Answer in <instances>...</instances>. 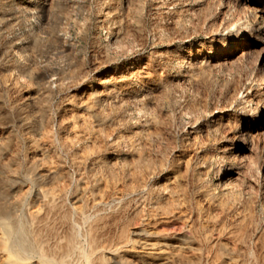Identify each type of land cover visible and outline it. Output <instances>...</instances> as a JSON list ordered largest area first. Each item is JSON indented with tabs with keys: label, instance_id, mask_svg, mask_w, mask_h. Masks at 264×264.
<instances>
[{
	"label": "rangeland",
	"instance_id": "obj_1",
	"mask_svg": "<svg viewBox=\"0 0 264 264\" xmlns=\"http://www.w3.org/2000/svg\"><path fill=\"white\" fill-rule=\"evenodd\" d=\"M226 1L0 0V139L9 138L1 159L15 167L16 153L29 155L26 135L33 133L39 111L25 97L39 89L46 95L41 127L49 160L63 173L55 186L68 222L83 233L94 219L110 218L116 202L99 210L89 205L83 212L69 210L91 179L88 167L78 170L72 162L76 148L63 144L71 112L87 115L80 101L100 97L96 108L105 119L90 118L100 136L89 151L112 167L116 190L127 193L120 215H145L164 191V180L176 176L188 197L185 216L196 230L209 227L207 221L227 231L237 219L246 221L248 247L264 263V30L249 43L225 39L242 4L256 7L254 1ZM258 13L264 25V12ZM138 69L148 76L139 77ZM45 72L54 78L50 84ZM122 77L127 82L120 86ZM219 110L223 118L215 120L212 114ZM223 150L228 154L221 163L232 182L226 190L216 184L215 164L207 174L197 171L202 158ZM20 186L37 204L36 187ZM205 186L212 190L211 203L200 195ZM87 195H81L82 203Z\"/></svg>",
	"mask_w": 264,
	"mask_h": 264
},
{
	"label": "bare ground",
	"instance_id": "obj_2",
	"mask_svg": "<svg viewBox=\"0 0 264 264\" xmlns=\"http://www.w3.org/2000/svg\"><path fill=\"white\" fill-rule=\"evenodd\" d=\"M32 1L26 0L30 4H32ZM242 1H254L256 7L254 6L255 8H253L249 4H242V15L239 14L240 16L232 24L228 25V30H225L227 31L226 34H228L225 39L231 40V43H233L235 36L242 40L243 43H249L253 41L252 37L256 38L257 36L255 35L264 30V25L261 23L262 19L261 21L258 19L260 16L258 12H264V0ZM7 19L5 20L7 21ZM246 50L248 51L249 48L247 47L244 51ZM205 62L208 64L210 60ZM138 75L142 78L148 76L145 70L139 69ZM45 76L47 84L54 81L50 73L45 72ZM125 79L122 77L119 80L120 86L126 84L127 81ZM33 90L26 94L25 97V99L35 103L39 111L38 119L32 125L33 133L25 134L29 145V155H26L23 151L16 153L17 166L12 167L10 162L1 159V151L9 138L3 135L4 137H1L2 140L0 139V264H264L261 257L258 256L260 249L256 247L258 253H254L253 251L251 253L248 247L251 233L246 221V223L238 221L236 218L237 222L235 225L231 230L227 231L223 230L221 226L219 227L216 221L209 222V225L206 220L207 224H205L209 227L203 229L202 232L196 230L198 226L194 227L193 221L191 223L190 221L188 222L186 218L188 214L185 216L184 212L188 211L187 209L189 208L184 210L187 207L185 204L188 197L185 198L184 192L179 188L176 176L167 177L164 180L163 187L160 185L164 191H160L154 197V202L149 207L148 212H143L145 215H141L142 217L120 215L118 209L120 208L121 201H123L122 197L127 193L123 195L122 191L116 190L117 181L116 177L114 178L113 176L112 167L110 166V169L104 162L95 160L93 158L94 154L89 151V147H91L89 143L96 141L100 136L98 135L99 132L94 127V129L91 127L90 118L96 117L97 120L105 119L96 108L100 97L80 101L84 109L88 110V114L85 115L81 112L72 111L70 115L71 119L67 123L68 136L63 140V144L67 147H74V150L76 148V152L72 154V162L78 170L82 167H88L91 179L88 186L86 184V187L80 188L81 195L85 192L88 193L83 198L84 203L81 202L82 196L78 193L79 195L74 199V203L69 210L81 212L88 205L91 206V209L92 207L98 209L100 205H104L110 201L112 203L116 202V204L114 207L112 205L113 208L111 207L113 211L110 218L103 216L104 220L94 219L93 221L91 219L93 222L89 221L90 223L86 231L82 233L83 230H81L80 233L78 229L68 222L67 211L63 210L60 204L62 200L60 201L61 194L59 188L55 186V183L57 184L63 178V173L56 161H52L51 163L49 160L50 146L46 143V134L41 127L44 112L43 102L46 99V95L39 89ZM132 98L135 97L132 95ZM241 101L244 100L242 99ZM223 115L224 111L220 110L212 114L215 120L222 119ZM24 122H26L25 119ZM114 142L112 141V143ZM225 153L228 154L227 151L224 152L223 150L221 153L202 158L197 170L201 175L202 173L207 174L212 165L215 164L216 184L217 186L220 185L224 190L228 189L232 184L227 176V168L223 167L221 163ZM139 163L141 162L139 161ZM21 183H28L36 187L37 204H33L29 200V190H21ZM138 185L141 186L140 183ZM183 188L186 189L183 186L182 190ZM211 191V189L209 190L205 186L199 192L202 197L209 201L212 197ZM210 201L209 203H211ZM148 202H151L150 198ZM219 202L221 203V201ZM146 206L148 207L149 203ZM199 212L198 215H200ZM238 214L236 215L238 216ZM205 218L207 219V217ZM201 222L197 224H202ZM199 226L203 228L202 225ZM251 226L254 227V225ZM222 236H224V239H221L222 241L216 240V238L219 239Z\"/></svg>",
	"mask_w": 264,
	"mask_h": 264
}]
</instances>
